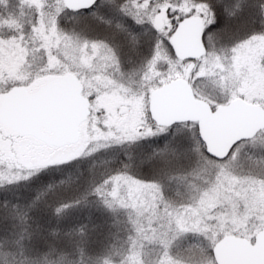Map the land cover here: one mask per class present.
Masks as SVG:
<instances>
[{"label": "snow or ice", "instance_id": "6c2138e0", "mask_svg": "<svg viewBox=\"0 0 264 264\" xmlns=\"http://www.w3.org/2000/svg\"><path fill=\"white\" fill-rule=\"evenodd\" d=\"M15 3L0 264H264V0Z\"/></svg>", "mask_w": 264, "mask_h": 264}, {"label": "rangeland", "instance_id": "374dc122", "mask_svg": "<svg viewBox=\"0 0 264 264\" xmlns=\"http://www.w3.org/2000/svg\"><path fill=\"white\" fill-rule=\"evenodd\" d=\"M260 55H264V45H257L255 47H253V46H249V45L246 44L244 46L243 51L241 53H238L239 62H240L241 65H251L252 59L254 57H258ZM5 70H7V69H5ZM201 179L204 180L205 177H202ZM257 187H259L258 184H257ZM252 203H253L254 207L264 208V200H262L259 195L257 196V198ZM193 239L195 240V242L193 244H196L197 240L194 237H193ZM147 251L149 252V255L146 257V259L154 261L157 258V256H158V251L159 250L158 249L153 250V249L149 248ZM172 255L174 257L178 256L177 254H175L173 252V250H172ZM120 264H123V262L120 261Z\"/></svg>", "mask_w": 264, "mask_h": 264}, {"label": "trees", "instance_id": "16d2710c", "mask_svg": "<svg viewBox=\"0 0 264 264\" xmlns=\"http://www.w3.org/2000/svg\"><path fill=\"white\" fill-rule=\"evenodd\" d=\"M7 6L6 7H0V15L2 16H9V14L17 15V5L15 3V0H6ZM203 177V176H202ZM202 177L199 178L200 181ZM123 239V237H122ZM195 240L193 239L192 236H190L188 239L184 240L178 248H174L173 252L177 254L178 256L182 254L183 249L187 247L188 244H193ZM3 258H0V261H2Z\"/></svg>", "mask_w": 264, "mask_h": 264}, {"label": "water", "instance_id": "95a60500", "mask_svg": "<svg viewBox=\"0 0 264 264\" xmlns=\"http://www.w3.org/2000/svg\"><path fill=\"white\" fill-rule=\"evenodd\" d=\"M197 40H198V37H197ZM186 43L188 44V46H190V47L192 46V40H191V36L190 35L186 37ZM237 254L238 253H237V251L235 249L229 250V252L227 253V255H229V256H235Z\"/></svg>", "mask_w": 264, "mask_h": 264}]
</instances>
